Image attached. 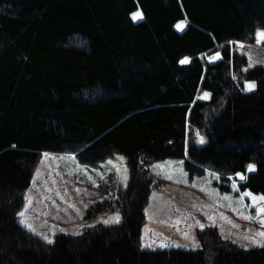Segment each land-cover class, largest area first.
I'll return each mask as SVG.
<instances>
[{"label":"trees","instance_id":"trees-1","mask_svg":"<svg viewBox=\"0 0 264 264\" xmlns=\"http://www.w3.org/2000/svg\"><path fill=\"white\" fill-rule=\"evenodd\" d=\"M257 31L264 0H0V264H264V247L215 226L196 230V248L150 249L140 236L156 160L242 173L239 187L264 196V64L245 69L232 50ZM44 151L91 166L122 155L125 185L114 177L85 209L119 221L52 243L24 228L18 213Z\"/></svg>","mask_w":264,"mask_h":264},{"label":"rangeland","instance_id":"rangeland-1","mask_svg":"<svg viewBox=\"0 0 264 264\" xmlns=\"http://www.w3.org/2000/svg\"><path fill=\"white\" fill-rule=\"evenodd\" d=\"M237 42L233 48L245 55V68L264 64V43ZM215 54H206L205 59L213 61L217 58ZM150 169L157 185L152 187L144 207L142 247L147 244L150 249L196 248L194 245H199L196 230L205 226H215L222 236L242 246H258L246 237L264 243V236L258 235L264 231V212L257 210L264 207V200L253 202V196L262 195L241 189L239 182L244 179L237 174L236 178L225 177L206 167L190 173L184 159L170 158L153 161ZM128 172L120 154L89 166L79 163L71 153L44 152L25 191L18 221L47 240L59 232L78 234L92 224L116 223L117 216L120 219L117 211H105L88 219L85 209L104 196L114 177L125 185ZM101 178L107 183L104 188L100 186ZM248 192L252 195L245 194Z\"/></svg>","mask_w":264,"mask_h":264},{"label":"snow or ice","instance_id":"snow-or-ice-1","mask_svg":"<svg viewBox=\"0 0 264 264\" xmlns=\"http://www.w3.org/2000/svg\"><path fill=\"white\" fill-rule=\"evenodd\" d=\"M141 16H142V13L139 12V11L132 13V18L133 19H138ZM182 23L183 22H181V24H178L177 27L178 28L181 27ZM256 38H257V41L258 42H264V31H257ZM237 43H240V42H237ZM241 47H243L242 43H241ZM217 56H219V54H217ZM188 61H189V58L186 57L183 60H181V63H187ZM250 66H251V64H250ZM255 86L256 85H255L254 82H247V90L251 91V90H253L255 88ZM204 95H205V97H207L210 94L205 93ZM197 134H199V133H197ZM200 142L201 143L204 142L203 137H200ZM254 168H255V165H251V164L248 165V170L249 171H252ZM237 175L240 176L241 179H246V177L242 173H237ZM245 194L246 195H249V196L252 195L250 192L245 193ZM257 199L264 200V196H260V197L253 196V202H256ZM257 210H258V212H264V207L258 208ZM20 215H23V213H20ZM248 218H251V217H248ZM118 220H119V217L117 216L116 222H118ZM109 222H111V221H105V223H109ZM262 223H264V221H262ZM29 227H31V226L29 225ZM201 227H203V225H201ZM258 235L264 236V231L259 232ZM45 239L47 240L48 238L45 237ZM246 239H253V242L255 244H257L258 246L264 247V243H261V241L254 240V238H252V237H246ZM48 242L49 243H52L53 241L48 240ZM143 246L144 247H147L149 245L146 244V245H143ZM162 246L163 247H167L168 245H162ZM194 246H199V245H194ZM243 247H245L247 249L249 247V245L245 244V245H243Z\"/></svg>","mask_w":264,"mask_h":264},{"label":"bare ground","instance_id":"bare-ground-1","mask_svg":"<svg viewBox=\"0 0 264 264\" xmlns=\"http://www.w3.org/2000/svg\"><path fill=\"white\" fill-rule=\"evenodd\" d=\"M227 42H228V41H227ZM223 43H224V42H223ZM205 55H206V54H204V57H205ZM192 163H193V162H192ZM193 164H194L196 167H198V168L205 167V166H202V165L199 166V165L196 164V163H193Z\"/></svg>","mask_w":264,"mask_h":264}]
</instances>
